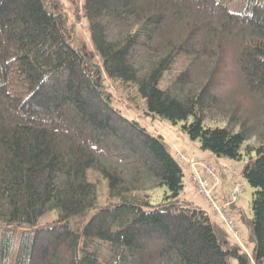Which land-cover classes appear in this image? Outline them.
Here are the masks:
<instances>
[{
    "label": "trees",
    "instance_id": "1",
    "mask_svg": "<svg viewBox=\"0 0 264 264\" xmlns=\"http://www.w3.org/2000/svg\"><path fill=\"white\" fill-rule=\"evenodd\" d=\"M69 1L0 0V264H264V0ZM140 108L246 158L251 250Z\"/></svg>",
    "mask_w": 264,
    "mask_h": 264
},
{
    "label": "rangeland",
    "instance_id": "2",
    "mask_svg": "<svg viewBox=\"0 0 264 264\" xmlns=\"http://www.w3.org/2000/svg\"><path fill=\"white\" fill-rule=\"evenodd\" d=\"M61 3L64 5L65 9L69 12H71L70 9V1L69 0H60ZM227 5L231 9H236L240 10L243 7L242 1L243 0H226ZM77 26L84 32V34H88L87 31V26L86 22L83 17H80L79 21L77 22ZM163 78L160 80L159 84H163ZM141 101V99H140ZM141 107H143V103H141ZM130 109V108H129ZM130 113H134L130 109ZM139 114V120L141 123L146 125L153 133H158L161 134L168 147L169 150L175 155L178 151H184L187 155L189 154H194L197 156H202L201 154L205 151L208 150H203L200 148L199 141L198 139H192L185 130L181 128V123L178 122H172L169 119L159 117L158 115H151V114H142V108H140L137 112ZM246 161V158L243 157L241 159H232L229 157H220L218 159V162L222 164V166L231 172V178L234 180H239L244 184V188L239 194V199H238V205L241 206L240 211L236 212L233 216V218L238 220L237 224L240 229V237L243 239V243L246 245L247 251L251 250L253 247V241L249 239V234H248V229L246 225L243 222L244 217H250L252 215V210H251V200H252V192L254 190V187L251 186L245 178L241 174L242 167ZM210 163L213 164V162L210 161ZM215 169V168H214ZM215 172L218 176V173L215 169ZM189 171L186 167H184V188L181 191L180 196H184L185 198L190 199L192 201L195 200H200V198L197 195V190L195 192L194 186L189 182ZM230 179L221 181L219 176H218V183L217 185H223L227 183ZM104 181V180H103ZM192 186V187H191ZM194 187V188H193ZM165 192V187H158L155 188L152 191H149V196L148 198H144L149 200L150 202H156L162 199L163 193ZM140 197H143L142 194H140ZM117 198H110L108 197L105 189L102 187L100 189L98 197H97V202L102 203L104 201H110V200H116ZM57 212L56 211H48L40 216V222L44 223L47 220H50L56 216ZM233 215V213H232ZM231 235V234H230ZM232 236V235H231ZM234 237V236H232ZM234 263V260H232Z\"/></svg>",
    "mask_w": 264,
    "mask_h": 264
},
{
    "label": "built area",
    "instance_id": "3",
    "mask_svg": "<svg viewBox=\"0 0 264 264\" xmlns=\"http://www.w3.org/2000/svg\"><path fill=\"white\" fill-rule=\"evenodd\" d=\"M176 158L189 168V180L208 206L206 211L209 216L212 218L218 216L227 231L245 248L243 239L239 235V226L232 215L233 204L238 199L244 184L239 180L231 179L221 186L222 195H220L215 190L217 177L214 166L205 156H187L182 151H178Z\"/></svg>",
    "mask_w": 264,
    "mask_h": 264
},
{
    "label": "crops",
    "instance_id": "4",
    "mask_svg": "<svg viewBox=\"0 0 264 264\" xmlns=\"http://www.w3.org/2000/svg\"><path fill=\"white\" fill-rule=\"evenodd\" d=\"M184 154H186L184 151H182ZM187 155V154H186ZM189 155H194V154H189ZM202 156H205V157H207L208 158V160L209 161H211V162H214L215 163V166H216V171H217V173H218V176H219V178H220V180L221 181H225V180H228V179H230L231 178V172L230 171H228V170H226L223 166H222V164H221V162L219 163L218 162V159H220V158H218V157H215L212 153H210L209 151H204L202 154H201ZM188 156V155H187ZM197 156V155H196ZM188 171H189V173H190V170L188 169ZM189 179V178H188ZM189 182L191 183V181L189 180ZM192 184V183H191ZM193 185V184H192ZM221 186L222 185H217L216 186V188H215V190L220 194V195H222V192H221ZM192 187V186H191ZM194 188V187H193ZM194 190H195V188H194ZM195 192H196V190H195ZM197 193V192H196ZM197 195H198V197L200 198V200H195V201H192V200H190V199H187V198H185V194H184V196H181V199H183V200H186V201H189V202H191L192 204H194V205H197V206H200V207H202V208H205V209H208V206L204 203V201H203V199L201 198V196L197 193ZM238 199H239V196H238ZM238 199L234 202V204H233V209H234V211H233V215L236 213V212H238V211H240V210H242L241 209V206L240 205H238ZM213 219H215V220H217L223 227H224V225L221 223V221L219 220V218H218V216H214L213 217ZM236 221L238 222V220L236 219ZM239 223V222H238ZM225 228V227H224ZM226 229V228H225ZM227 230V229H226ZM228 232V231H227ZM229 233V232H228ZM234 238V237H233ZM245 247H246V245H245Z\"/></svg>",
    "mask_w": 264,
    "mask_h": 264
},
{
    "label": "bare ground",
    "instance_id": "5",
    "mask_svg": "<svg viewBox=\"0 0 264 264\" xmlns=\"http://www.w3.org/2000/svg\"><path fill=\"white\" fill-rule=\"evenodd\" d=\"M179 160V159H178ZM183 163V162H182ZM210 163V162H209ZM214 171H215V169H214ZM215 174H216V172H215ZM216 177H217V179H216V182H215V184H217L218 183V176H217V174H216ZM233 179V178H232ZM231 180V179H230ZM211 183H213V182H211ZM195 187V186H194ZM196 189V188H195Z\"/></svg>",
    "mask_w": 264,
    "mask_h": 264
}]
</instances>
